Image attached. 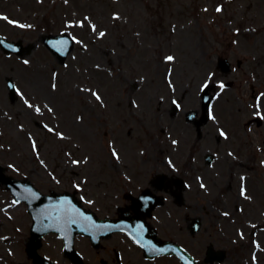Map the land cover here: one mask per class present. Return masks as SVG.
Returning a JSON list of instances; mask_svg holds the SVG:
<instances>
[{
  "label": "rangeland",
  "instance_id": "1",
  "mask_svg": "<svg viewBox=\"0 0 264 264\" xmlns=\"http://www.w3.org/2000/svg\"><path fill=\"white\" fill-rule=\"evenodd\" d=\"M0 17L7 18L0 19L1 37L33 45L23 57L0 49V165L6 175L29 180L42 194L76 192L83 208L105 218L106 195L121 193L108 185L118 183L116 167L150 173L170 156L186 178L203 177L209 196L205 213L197 205L185 212L186 220L177 212L169 222L161 219L159 237L183 245L201 264L208 246L226 251L221 264H264V0H1ZM61 33L75 39L64 64L42 44L44 36ZM218 58L229 62V73L217 68ZM7 79L17 89L13 103ZM205 85L215 98L197 139L185 115L200 117ZM173 104L179 108L171 117ZM255 118L261 127L247 125ZM214 151L234 157L224 166L221 160L205 165ZM188 212L202 215L196 235L187 230ZM30 227L26 205L0 187V264H32L26 255ZM105 244L102 239L95 250L87 238L75 239L88 264L105 262ZM62 247L48 235L38 253L71 264Z\"/></svg>",
  "mask_w": 264,
  "mask_h": 264
},
{
  "label": "water",
  "instance_id": "2",
  "mask_svg": "<svg viewBox=\"0 0 264 264\" xmlns=\"http://www.w3.org/2000/svg\"><path fill=\"white\" fill-rule=\"evenodd\" d=\"M42 41L45 47L57 56L61 64L65 62L74 45V41L67 34L45 36ZM0 47L5 53H14L17 56L29 55L33 49L32 45L24 48L20 41L17 43L8 42L2 37H0ZM219 66L223 71H227L228 66L225 61H220ZM7 88L10 100L14 102L16 89L11 80H7ZM204 93L206 94L203 104L204 116L198 126L207 121L206 113L211 102V96L207 94V90ZM3 171L4 169L0 167V174H2L0 175V185H5L11 191L16 204L22 202L26 204L27 212L32 218L30 238L26 248V253L32 259V264H54L38 254V250L42 246V238L50 233L57 234L63 240L64 255L73 264H84L73 248V240L76 235L89 237L93 247L98 248L99 241L101 238H105V234L125 228L120 220L98 219L91 211L82 209L80 203L75 199V194L51 192L49 195H42L29 181H17L6 177L3 175ZM158 203V201L155 202L154 206ZM197 228L196 225L192 232H196ZM131 236L145 250L151 246L154 255L169 254L167 252L172 247L176 250L175 252L182 264H197L182 249L171 243H161L155 234L152 236V243L146 241L141 234H132ZM207 256L206 263L211 264L220 263L225 259L224 252H214L211 249H209Z\"/></svg>",
  "mask_w": 264,
  "mask_h": 264
},
{
  "label": "flooded vegetation",
  "instance_id": "3",
  "mask_svg": "<svg viewBox=\"0 0 264 264\" xmlns=\"http://www.w3.org/2000/svg\"><path fill=\"white\" fill-rule=\"evenodd\" d=\"M238 66H240V63H238ZM229 72L230 71H228V73ZM201 106L202 100L200 103V108ZM194 112L196 113L195 120H198L199 112ZM187 114L188 113H186L185 115V121ZM187 123L192 124L197 139H200L202 128L198 130V128L192 122ZM170 146L172 150L173 145ZM153 148L155 149V151H157L156 146H154ZM207 156L210 155L205 156L204 164L208 166H211L213 163H217L220 160L222 161V164L224 166L226 164H229L228 159H233L234 157V155L231 154L230 151H226L224 155L220 153L215 154L214 151V155H211V160L208 162ZM163 164L164 166L162 168L159 166L151 167L150 173L142 171L141 168H138L136 166H130L129 168L116 167L115 169L118 172L116 179L118 183L115 185L109 182L108 185L109 188H114L115 186H118V188H120L121 190V193H116L115 191H112L111 193H108L106 195L105 212H108V214L110 213V215L108 216L107 214L105 218L127 219L131 221L142 219L143 217H145L147 224H149L153 229L157 231L156 227H158L159 225L158 222L161 219L169 222L170 219L173 218L174 212H177L178 214H183V220H186L185 212L193 211L189 207L198 205L199 211L205 213V202L207 201V198L209 196V190L207 188V183L204 181L203 177L199 174L195 175L192 179H190L189 177L186 178L184 176L185 170L181 169L180 171L175 166H172V159L170 156H164ZM155 178L156 180L154 181ZM161 178H164L162 182L160 180ZM152 181H154L153 185H151ZM143 183H146L147 187L141 189L140 186ZM145 190H149V192L145 195V198L143 200L139 199L141 194ZM177 195L181 198L180 206L177 204L175 199V196ZM158 197L162 198L160 199V201H163V205L156 206L149 213L148 210L152 204V199L156 198V200L158 201ZM114 199L118 200L119 205H114ZM168 204L173 206L172 211H167V213L163 217L162 214L164 212H162V210ZM187 217L188 232L190 223L196 218H199L201 229V226L203 224L202 215L193 214V216H190L188 212ZM105 243L106 244L104 264H156L157 259H176L174 256L150 257L148 254H145V252L141 248L135 245L125 233H113L109 236H106ZM178 245L185 249L183 245Z\"/></svg>",
  "mask_w": 264,
  "mask_h": 264
},
{
  "label": "snow or ice",
  "instance_id": "4",
  "mask_svg": "<svg viewBox=\"0 0 264 264\" xmlns=\"http://www.w3.org/2000/svg\"><path fill=\"white\" fill-rule=\"evenodd\" d=\"M221 11V9L218 7L217 8V12H220ZM0 19H7L6 17H0ZM9 23H15V22H13V21H9ZM19 27H25L24 25H19ZM28 27H30V26H28ZM101 35L103 36L104 35V33H101ZM173 57L172 56H168L167 57V60L168 61H173ZM24 63L25 64H27L28 63V61H24ZM207 85H205V87H206ZM10 87H12V85H10ZM225 87V85H223V84H221L220 85V88L221 89H223ZM92 95L99 101V100H101V97L97 94V93H95V92H93L92 93ZM174 103H175V101H174ZM27 107H29V108H33L34 106L31 104V103H27ZM35 111L36 112H40L41 111V109L39 108V107H36L35 108ZM49 111H52V109L51 108H49ZM48 131H50V132H52V131H54L53 129H51V128H49L48 129ZM221 136H224V133L223 132H221ZM61 138H63V137H61ZM173 143H175V141L173 142ZM35 149H36V145L35 144H33V150L35 151ZM113 156L115 157V158H119L118 157V154L115 152V151H113ZM73 163H79L78 161H73ZM202 187H203V185H202ZM241 195L242 196H244L245 195V191H244V189L242 188V190H241Z\"/></svg>",
  "mask_w": 264,
  "mask_h": 264
}]
</instances>
